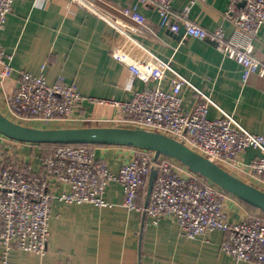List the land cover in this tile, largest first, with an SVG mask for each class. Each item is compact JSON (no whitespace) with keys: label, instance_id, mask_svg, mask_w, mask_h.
<instances>
[{"label":"built area","instance_id":"obj_1","mask_svg":"<svg viewBox=\"0 0 264 264\" xmlns=\"http://www.w3.org/2000/svg\"><path fill=\"white\" fill-rule=\"evenodd\" d=\"M71 1L110 24L113 29L111 35L116 38L111 49L112 57L127 68L133 80L146 86L133 89L130 99L125 102L86 98L73 83L59 79L49 84L43 65L37 75L19 72L18 84L5 97L6 109L12 118L45 123H82L88 121L83 116L85 101L109 104L118 108V116L97 122L133 123L136 125L134 128L162 133L182 142L234 176L243 174V177L253 179L264 178V133L247 131L230 113L219 108L175 69L172 57H160L134 36L138 30L145 29L156 37L139 10L142 4L150 3L159 15L161 28H168L173 33L182 29L183 38L212 42L242 68L243 81L252 74L264 80V59L253 55L254 41L264 24V0H229L223 19L230 22L234 30L228 40L222 27L209 31L188 19L190 7L205 4L206 0H188L183 15L179 17L172 13V0H136L128 7L117 9V16L98 11L95 8L98 0ZM13 2L0 0V34ZM12 58V54H7L0 44V82L13 74ZM166 81L170 83L168 89L162 87ZM148 83H153V86H147ZM183 87H190L202 99L189 112L182 109L180 93ZM209 106L215 107L220 115L208 118ZM10 147L8 144L0 149L1 264H9V253L13 250L33 255L45 253L52 202L105 207L108 204L103 195L111 182L123 187V206L128 210L143 211L152 225L157 226L167 215L175 220L186 239L223 232L222 252L236 262L264 264V214L231 221L226 199L233 197L171 158L159 156L155 159L152 151L131 148L132 157L122 163L117 173H113L105 160L96 157L92 145H58L45 150L40 170L33 172L31 167L17 159ZM248 149L257 150L260 155L245 161L243 153ZM153 167L157 169V176L149 203L143 208L138 204V197Z\"/></svg>","mask_w":264,"mask_h":264},{"label":"crops","instance_id":"obj_2","mask_svg":"<svg viewBox=\"0 0 264 264\" xmlns=\"http://www.w3.org/2000/svg\"><path fill=\"white\" fill-rule=\"evenodd\" d=\"M135 2L98 0L95 8L117 16V9ZM228 3L229 0H206L205 4L190 7L187 17L209 31L222 27L228 40L234 30L232 24L223 19ZM187 5L188 0H172V13L182 16ZM139 10L146 17L148 28L156 34L155 37L145 29L138 30L134 36L140 43L162 58L172 57L175 69L247 131L264 133V80L261 77L252 74L243 81L242 68L212 42L183 38L182 32L161 28L159 15L150 3L142 4ZM112 33L110 24L71 0H14L0 34L1 46L13 57V74L0 82V108L18 84L19 72L37 75L43 65L49 84L62 79L73 83L83 97L128 101L133 89H143L146 85L133 80L127 68L112 57L111 49L116 43ZM253 55L264 59V24L254 41ZM162 87L168 89L169 81L163 82ZM180 94L184 112L191 111L202 101L190 87H183ZM83 106V116L88 121L81 126L66 122L70 124L66 127L117 126L96 120L115 119L118 108L86 101ZM208 110V118L220 115L213 106ZM3 143L10 144L0 135V146ZM91 148L113 173L133 155L130 147L93 145ZM10 150L16 153L19 161L38 172L47 149L26 143L13 144ZM258 155L259 151L248 149L243 158L250 161ZM254 182L264 188V178H254ZM103 198L108 205L101 208L52 202L45 253L33 255L13 250L9 253V264H252L236 262L222 252L223 232L186 239L175 220L167 215L157 226L152 225L146 216L143 219V211L123 206L124 191L117 182L107 186ZM138 201L143 206L142 197ZM226 210L231 221L253 215L251 209L235 198L226 199Z\"/></svg>","mask_w":264,"mask_h":264},{"label":"water","instance_id":"obj_3","mask_svg":"<svg viewBox=\"0 0 264 264\" xmlns=\"http://www.w3.org/2000/svg\"><path fill=\"white\" fill-rule=\"evenodd\" d=\"M0 135L21 143L121 146L152 151L155 159L159 156L171 158L191 173L264 212V190L244 182L182 142L162 133L119 126L40 128L14 122L0 112ZM156 176L157 169L153 167L144 188L143 208L149 203Z\"/></svg>","mask_w":264,"mask_h":264},{"label":"rangeland","instance_id":"obj_4","mask_svg":"<svg viewBox=\"0 0 264 264\" xmlns=\"http://www.w3.org/2000/svg\"><path fill=\"white\" fill-rule=\"evenodd\" d=\"M6 104H5V101L3 100L2 101V106H1V108H0V112L3 114V115H5L6 117H8L9 119H13L14 121H16V122H19V123H22L23 125H28V126H33V127H40V128H64V127H66V126H69L70 124H68V123H66V122H62V121H52V122H48V123H45V122H39V121H18V120H15L14 118H12L9 114H8V111H7V109H6ZM74 125H76V126H81L82 125V123H75ZM116 125V124H115ZM117 126H119V127H127V128H134V127H136V125L135 124H133V123H124V124H118ZM4 136H2V138H3ZM4 139L5 140H7L8 142H12V143H14V142H16V141H13V140H11V139H9V138H6V137H4ZM12 143H10V145L11 146H13V144ZM6 147V145L3 143L2 145H1V148L0 149H2V148H5ZM1 151V150H0ZM232 172V171H231ZM233 173V172H232ZM236 176L237 177H239V178H241L244 182H246V183H249V184H251V185H253V186H257V187H259V188H261V189H264V188H262L261 187V184H259V183H255L254 182V179L253 178H250V177H247V176H244L243 177V174H236Z\"/></svg>","mask_w":264,"mask_h":264},{"label":"trees","instance_id":"obj_5","mask_svg":"<svg viewBox=\"0 0 264 264\" xmlns=\"http://www.w3.org/2000/svg\"><path fill=\"white\" fill-rule=\"evenodd\" d=\"M38 145H40V146H43V147H45L46 149H48V150H50V149H52L54 146H58L57 144H38ZM93 146V145H92ZM94 146H97V145H94ZM181 173V172H180ZM181 174H183V173H181ZM143 194H144V189L141 191V193H140V195H139V197H138V200L141 198V197H143ZM228 194V193H227ZM228 195H230V194H228ZM232 196V195H231ZM233 197V196H232ZM233 198H235V197H233ZM236 200H238L237 198H235ZM238 201H240V200H238ZM139 202V201H138ZM241 202V201H240ZM241 203H243V202H241ZM244 205H246L249 209H251V211H253L252 213L253 214H264V212H262V211H260L259 209H257V208H255V207H252V206H250V205H248V204H246V203H243ZM141 207H143V206H141Z\"/></svg>","mask_w":264,"mask_h":264}]
</instances>
